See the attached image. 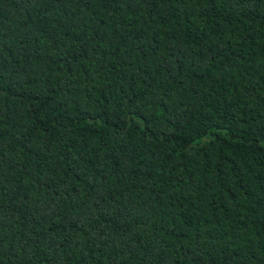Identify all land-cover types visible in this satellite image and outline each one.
<instances>
[{"label":"trees","instance_id":"1","mask_svg":"<svg viewBox=\"0 0 264 264\" xmlns=\"http://www.w3.org/2000/svg\"><path fill=\"white\" fill-rule=\"evenodd\" d=\"M0 264H264V0H0Z\"/></svg>","mask_w":264,"mask_h":264}]
</instances>
